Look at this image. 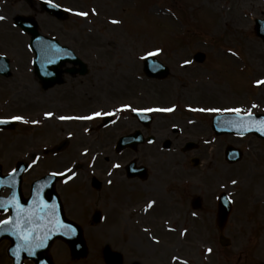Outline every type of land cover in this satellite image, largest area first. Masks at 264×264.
Instances as JSON below:
<instances>
[{
    "label": "rangeland",
    "instance_id": "1",
    "mask_svg": "<svg viewBox=\"0 0 264 264\" xmlns=\"http://www.w3.org/2000/svg\"><path fill=\"white\" fill-rule=\"evenodd\" d=\"M38 1L0 0V17H3L0 19V54L8 57L12 65L11 75L0 77V115L12 117L19 114L28 123L42 120L44 111H53L55 115L56 112L61 113L70 102L76 111L72 114H85L99 107L107 109L101 105V99L95 103L85 101V95L91 92L87 87L92 88L93 84L97 85L96 91L93 90L95 95L105 97L111 103L110 107L128 106L129 110L142 105L150 107L154 120L149 133L170 139L172 150L176 148V151L164 150L162 143L156 141L116 156L113 143L137 127L126 122V126L112 128V137L104 155L109 153L110 163L120 160L121 165L137 159L149 168L152 176L163 182L162 189L168 195L174 193L168 184L177 177L178 181H183L181 186L184 188H180L182 199L187 203L189 198L204 194L208 201L205 206L213 216L211 225L206 220L210 228L203 229L204 218L209 215L204 211L201 214L203 218L197 219L192 230L184 236H179L181 227L167 231L159 221L158 231H151L153 236L150 237L129 223L123 224L120 212L125 214L126 211L114 207L106 195L102 199L107 205L110 203L106 225L84 231L89 254L84 259L73 261L66 245L55 242L51 249L54 264H103V242H111L113 249L123 253L124 264H130L129 261L134 259L137 261V254L141 253L139 247L132 246L128 252V242H186L184 244L197 246L194 254L202 255L198 260L203 259L210 264L220 261L224 264L227 256V264L264 262V141L254 136L216 138L210 129V118L216 112H233L232 109L240 108L242 111L264 113V85L252 86L253 82L256 84L257 80L264 79V40L257 38L252 31L253 18L259 16L258 10L261 12L264 0H49L70 10L69 17L63 21L41 13ZM17 15L33 16L42 34L58 37L78 56L82 54L84 60L95 64L99 74L97 80L92 81L93 70L81 78L85 81V90L80 96L82 102L72 101L76 89L73 82L42 90L29 70L31 52L27 47L28 36L13 24L12 19ZM229 48L234 51H227ZM152 49H158L156 59L170 68V76L161 82L146 78L141 70V58ZM197 52L203 53V62L195 73L192 63H195ZM238 66L243 67L244 72L236 73ZM239 75V81L233 80ZM88 79L90 81H86ZM189 79H198L199 82L191 84ZM63 95L66 99H60ZM252 103H256V108L252 109ZM78 124H64L51 118L42 129L22 126L14 132H0V156L7 153L6 157L14 162L30 149L50 143L61 144V140L70 139L68 133H72L73 138L69 142L73 146L52 156L51 161L45 160L46 165L37 166L34 174L40 175L46 167L64 168L73 160H80V151L86 149L80 145L81 142L77 143L85 137ZM16 134L22 135L20 140ZM188 141L197 143L199 149L181 153V146ZM226 142L244 151V157L235 165L224 160ZM194 156L200 159L196 168L189 164ZM219 168L222 173H219ZM119 173V170L114 173L118 174V179ZM96 174L93 176L101 180V175ZM198 177H203L206 182L203 184ZM75 180L81 182L82 178L76 177ZM84 185L88 188L87 182ZM123 187L124 182L116 183L114 189L119 191ZM220 192H227L233 201L224 230L231 242L227 247L219 244L218 232L213 225L216 209L213 198ZM140 202L141 199L136 200L135 204ZM158 210L152 213V217L157 216ZM182 215V211L176 212L174 218L179 216L180 220ZM206 248L208 254L205 255ZM8 262L0 245V264Z\"/></svg>",
    "mask_w": 264,
    "mask_h": 264
},
{
    "label": "flooded vegetation",
    "instance_id": "2",
    "mask_svg": "<svg viewBox=\"0 0 264 264\" xmlns=\"http://www.w3.org/2000/svg\"><path fill=\"white\" fill-rule=\"evenodd\" d=\"M256 1V0H252ZM257 1H263V0H257ZM259 11L258 17L264 16V5L263 8ZM94 68H89L88 74L90 71H94V75L92 78V81H96L99 74L97 73L98 70L93 64ZM33 75V74H32ZM34 76V75H33ZM81 76L79 75H66L64 78L63 84L69 85L72 82L74 83L76 89H75V95L73 96L72 101H81V94L82 91L85 90V87L83 86L84 80H81ZM37 82V78L35 79ZM86 81H90L89 79ZM96 84H93L91 86L92 88L87 87L91 92L87 93L85 95V98H87L85 101H89L90 103H95L98 100L100 101L101 105L105 106L107 109L104 111H115L116 105L113 107H110V102L100 95H95V92L93 90L96 88ZM187 87V86H186ZM189 88V87H188ZM47 90V89H46ZM96 91V89H95ZM143 92H141L142 94ZM73 94V93H72ZM147 94V92H145ZM144 94V95H145ZM142 98V95H141ZM60 99H66V96L63 95L60 97ZM82 102V101H81ZM143 106V105H142ZM141 107V106H140ZM73 105H68L69 112H72ZM103 111V112H104ZM65 116H68L64 113ZM111 115V114H110ZM101 116V115H100ZM99 116V117H100ZM115 116H119L118 114H115ZM103 117V116H102ZM97 118L95 119V122L93 123L95 125V131H96V138L94 139V144L97 146L98 151H104L109 146V138L112 137L111 131L113 130V127H119V126H126L125 123L132 125V122L137 125L134 130H138L141 132L142 136L147 137L148 136V129L144 128L140 125L138 121L132 118L131 114L130 116L128 113H125L124 116L119 117L118 119L112 117L109 119L108 122H111L108 126L102 127L101 124L105 122L103 118ZM42 129V127H40ZM132 128V127H131ZM98 132V134H97ZM128 132H131L128 130ZM157 141L161 139L159 135L155 138ZM86 140L82 139V145L85 144ZM46 152V151H44ZM3 153V152H2ZM7 153L3 154V157L0 156V164H1V170L3 174L5 175L7 172L11 171L15 166V161L13 162L12 159L7 158ZM28 158V168L21 176V184H20V191L22 197H27L29 194L31 183L37 178V175L34 174V170L37 166L44 163L46 165V161H42L41 163L36 162V154H34V158H32L33 154L29 155ZM46 160L51 161L52 156L51 153L46 154ZM139 164V163H138ZM81 168H84L82 171V175L76 176L78 178H82L81 182L75 180L76 177L73 178L72 181L63 182L58 181L56 186L57 189L60 192L61 200L64 204L66 215L72 219L73 221L80 224L83 229L85 228H101L102 226H105L108 221L109 211H108V205L106 202H102V199L105 198L106 195H109L108 198H111V203L114 204V207L122 206L123 204H126L128 193L127 191L134 190L137 191V194L130 199L131 206L133 207V211L131 214H129V217L126 219L127 223L129 225L139 228L140 230H153L158 231V225L157 223L160 221V226H171L173 230H176L178 227L185 228V229H191L193 226V223L197 219L203 218L201 214L205 211L206 213L209 212V215L206 214L204 218V228L207 229L210 228L209 224L212 223V212L208 210L207 205V199L206 196L203 197V199L200 197V205L198 208L194 209L192 207L191 198H189L188 202L186 203L185 200L182 199V191L180 190L181 184L183 181H178L179 179L176 177L175 179L171 180L170 184H168L171 192L174 193L173 195H168L164 192L163 188V182L158 180V178H155V176L148 175L147 179L142 180L139 177H132L128 178L125 177L127 182L124 184V187L121 190H115L114 186L117 183H120L118 181H110L114 175H107L105 174L106 167L104 164H100L99 161L97 162H90L88 165H80ZM46 170L52 171V168L46 167ZM90 170H94L97 172H100L102 179L98 180L99 183L92 185V175H88ZM172 176L171 178H173ZM97 181V179H96ZM88 184V188L84 185V183ZM71 183V184H70ZM121 184V183H120ZM173 190H172V189ZM73 189V190H72ZM177 190V191H176ZM10 192L9 187L7 186V181H3L0 186V197H6ZM124 192V194H123ZM139 192V194H138ZM72 194V196L70 195ZM78 194V197H74V195ZM89 194V195H88ZM163 194V195H162ZM138 196V197H137ZM78 198V200L76 199ZM141 202L138 204L136 203V200H139ZM101 200V201H100ZM102 202V203H101ZM151 204L149 207L148 204ZM184 206V207H183ZM183 207V209H181ZM188 208H190L188 210ZM159 209V210H158ZM158 210L157 216L152 217V213L154 211ZM178 210V211H177ZM100 212V222L98 224H92L91 223V217L96 212ZM182 211V217L180 220L177 218H174L176 216V212ZM9 214V210L0 211V214ZM206 220L209 224L206 223ZM105 228V227H104ZM186 242H140V244L136 242H128V247L126 246L128 252L129 248L131 249V246L138 249V247L141 250L140 254H137L139 257H137L134 260H130V264H210L206 260H200L201 256L200 253L198 255H195L194 252L197 249V246H191L184 244ZM105 245L111 246V242H104ZM139 250V251H140ZM184 253H182V251ZM203 253V252H201ZM181 260L183 262H181ZM198 258H200L198 260ZM208 259V258H207ZM225 261L224 264H227L229 262V257H224ZM238 259V257H237ZM239 264H243V261H239ZM124 264V261H123ZM212 264V263H211ZM216 264H220L217 262Z\"/></svg>",
    "mask_w": 264,
    "mask_h": 264
},
{
    "label": "water",
    "instance_id": "3",
    "mask_svg": "<svg viewBox=\"0 0 264 264\" xmlns=\"http://www.w3.org/2000/svg\"><path fill=\"white\" fill-rule=\"evenodd\" d=\"M42 10L47 11L48 13L55 15L59 19H63L66 17V13L54 7L53 5L43 2L41 3ZM15 22L17 25H19L23 31L27 32L31 36L30 44L31 47L35 53V58L33 60L34 62V67L35 71L38 74V77L42 80L43 84L46 87L52 86L55 83H60V75H61V70L59 69V66H62L65 61L71 60L72 58H69L67 56V53L65 52L61 47L59 48L53 41L45 39L41 37L38 34L37 31V24L36 22L31 18V17H22V16H16L15 17ZM73 60L76 62V60L73 58ZM0 63L3 65V70L6 75H8V60L5 57H0ZM152 63V62H151ZM50 67H53L54 73H51L49 70ZM151 68V66H150ZM149 65L145 67V70L149 73L162 77L165 75L166 70L162 67H157L154 68L152 71H149ZM152 69V68H151ZM150 69V70H151ZM2 70V71H3ZM228 118H224L222 123V126H219V123L215 121L213 128L218 132H237V133H248V132H253L256 133L257 135L264 137V132H260V126H248L246 129V124L245 125H236V124H231L227 123ZM227 123V125L225 124ZM253 123L259 124L258 121H253ZM137 141L133 139L131 145H135ZM168 145V143H167ZM232 161L236 160L235 158L231 159ZM48 196L49 199L52 196V202L56 204V199L54 197V189L51 190L50 188L47 189L45 192ZM44 193V194H45ZM38 197H40L39 193L36 194ZM56 211V218L59 219L60 224H64L65 222L61 218V210L60 208L56 205V209L53 210ZM230 211V205H220L218 215H217V223L219 228H222L226 216ZM42 214L40 211H34L33 213L24 216L22 214H14L13 219H11V223H14V226L8 225L5 226L4 228H0V238L2 237H11L13 240H19V239H25V236H28V239L24 242H28L30 246L32 247V253L36 254L37 258H42L47 261L48 264H52L50 257L47 255V250L48 247L51 245L52 240L56 237H62L63 234H61L60 229L57 226L52 227V222L50 220H45V218H42ZM39 219H41V223L44 222V228H41L39 226ZM54 219V218H53ZM4 231V232H2ZM46 235V242H39L41 246L37 247L36 244L38 243L37 240L39 238H42L43 236ZM64 236V235H63ZM64 238V237H62ZM65 239V238H64ZM69 242V245L71 247L72 252L76 255L79 253V251L83 250V244H82V238L80 231H77L75 233L74 237L66 238ZM220 241L223 244H226L228 240L224 239L222 236L220 237ZM18 244V241L13 242V247H16ZM36 247V250L34 249ZM77 247H80L77 249ZM107 262L110 264H120V257L118 254H107ZM38 259V260H40ZM46 263V264H47ZM45 264V263H43Z\"/></svg>",
    "mask_w": 264,
    "mask_h": 264
},
{
    "label": "snow or ice",
    "instance_id": "4",
    "mask_svg": "<svg viewBox=\"0 0 264 264\" xmlns=\"http://www.w3.org/2000/svg\"><path fill=\"white\" fill-rule=\"evenodd\" d=\"M80 15H86V13H79ZM0 19H3V17H0ZM187 63V61H186ZM257 83H260L259 81ZM127 107V106H125ZM135 111V109H133ZM159 111H171V109H158ZM145 111H152V109H145ZM212 111H216V110H212ZM231 111H236V112H239L240 109H232ZM106 114V113H105ZM46 115H51V113H46ZM102 115V113H99V112H96V113H93V116H100ZM92 117H80V119H91ZM11 119L13 120H21L23 119L22 117H19V116H15V117H11ZM61 119H65V117H61ZM4 121L0 120V123H2ZM35 123V122H34ZM233 183H235V181H233ZM0 206H2V204H0ZM8 221L7 220H4V221H0V224H7ZM28 239V236H25V240ZM37 247L41 246L40 243L38 242L36 244ZM210 251V249H209Z\"/></svg>",
    "mask_w": 264,
    "mask_h": 264
},
{
    "label": "bare ground",
    "instance_id": "5",
    "mask_svg": "<svg viewBox=\"0 0 264 264\" xmlns=\"http://www.w3.org/2000/svg\"><path fill=\"white\" fill-rule=\"evenodd\" d=\"M219 171H220L219 173H222L221 170H220V168H219ZM217 175H219V174H217ZM214 176H215V173H213V177H214Z\"/></svg>",
    "mask_w": 264,
    "mask_h": 264
}]
</instances>
